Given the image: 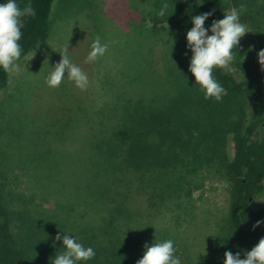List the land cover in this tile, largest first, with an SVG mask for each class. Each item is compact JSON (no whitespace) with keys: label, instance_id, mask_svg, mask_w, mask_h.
Listing matches in <instances>:
<instances>
[{"label":"rangeland","instance_id":"1","mask_svg":"<svg viewBox=\"0 0 264 264\" xmlns=\"http://www.w3.org/2000/svg\"><path fill=\"white\" fill-rule=\"evenodd\" d=\"M17 2L23 8L30 0ZM231 2L232 8L243 9L240 20L248 30L240 40L235 60L257 64L264 40L255 29V0ZM165 3L168 8L161 17L157 13ZM193 16L195 13L175 0H56L46 36L18 63V70L8 72V86L0 90L2 185L17 188L24 198L34 200L35 207L43 206L51 212L59 204L69 202L67 199L74 196L71 186L78 190L81 187L84 162L95 160L89 145H85L89 122H97V114L89 110L100 107V112L115 122L119 107L131 98L153 99L155 105H160L161 90L165 95L167 90L180 92L178 82L173 79L189 69L191 57L184 49ZM97 36L108 45V50L94 63L86 64L84 60ZM66 47L72 62L89 75L90 85L84 91L68 80L58 88H49L45 83ZM232 66L240 81L237 69ZM187 75L195 80L189 71ZM214 75L227 95L220 101L200 100V110L207 109L208 120L213 119L209 111L214 110L218 129L214 133L218 140H223L224 151L216 150L212 130L202 137L206 149L212 151L210 154L221 156L224 152L230 162L234 158L236 136L248 116L253 115V98L233 91L215 71ZM134 91H140L138 96ZM257 136L264 140V129ZM201 165L198 169L189 167L196 171L188 175L193 179L187 184L191 195L183 197L185 203L181 206L176 207L177 201L173 200L169 208L166 206L157 214L149 211L146 195L132 201L143 224L166 232L175 242L176 255L183 264H213L222 246H226L221 237L227 243L233 238L231 183L221 173ZM73 172L75 180L74 174L69 175ZM75 194L76 197V190ZM253 204L255 209L264 208V181L263 191ZM183 206L188 207L182 210ZM152 243L149 241L148 245ZM41 262L49 261L46 257Z\"/></svg>","mask_w":264,"mask_h":264},{"label":"trees","instance_id":"2","mask_svg":"<svg viewBox=\"0 0 264 264\" xmlns=\"http://www.w3.org/2000/svg\"><path fill=\"white\" fill-rule=\"evenodd\" d=\"M55 1L30 0L36 15L25 20L18 63L46 36ZM175 1L195 15L213 13L205 22L206 28L214 20L223 19L224 12L232 8L231 0ZM256 2L258 0H255V29L264 40V0L259 5ZM184 52L191 57L187 48ZM236 53L237 49L232 64L240 81L234 71L215 70L233 91L253 98V115L248 116L236 136L232 161H228L224 152L213 156L205 147L203 133L212 130L216 150L225 149L223 140H218L214 133L218 130L214 110L209 111L213 118L209 120L207 109L201 112L199 101L205 98L193 87L195 80L189 79L187 70L173 79L178 82L180 92L167 90L165 95L158 87L163 95V98L158 97L160 105H155L153 99L145 100L146 103L131 98L119 107L115 122L102 114L100 107L90 109L97 114V122H89L85 145H89L95 160L79 159L84 162L80 171L81 187L78 190L71 186L74 196L67 199L69 202L59 204L51 212L43 206L35 207L33 199L24 198L17 188L0 182V264H51L62 247V240L55 238L63 235V231L78 237L86 247L94 248L96 255L87 264H137L145 244L170 237L152 225L143 224L132 201L141 194L146 195L149 211L157 214L166 206L169 208L173 200L177 201L176 207L181 206L185 203L183 197L191 195L187 184L193 179L188 175L201 164L221 173L231 183L233 238L227 243L221 237V243L226 246H222L213 264H223L224 254L229 251L239 252L241 258H245V252L264 238V224L254 229L257 221H264V208L255 209L253 204L263 191L264 181V140L257 136L264 129V66L256 61L237 62ZM8 78V72L0 69V90L8 86ZM134 93L138 96L140 91ZM190 165L195 171L189 170ZM2 177L0 169V179ZM187 207L181 208L186 210ZM46 257L49 262L42 263V258Z\"/></svg>","mask_w":264,"mask_h":264},{"label":"clouds","instance_id":"3","mask_svg":"<svg viewBox=\"0 0 264 264\" xmlns=\"http://www.w3.org/2000/svg\"><path fill=\"white\" fill-rule=\"evenodd\" d=\"M168 8L163 4L157 15L163 17ZM243 9L231 8L224 12L223 19L214 20L210 27H205L213 13H202L191 17V27L186 33L187 49L191 52V60L188 71L194 76L196 87L203 93L205 99L222 100L227 95L226 89L219 83L214 71L222 69L227 72L234 71L232 62L234 50L238 49L240 40L248 33L247 26L240 20ZM36 10L29 2L21 8L17 0H0V69L7 72L18 70V61L22 55V29L27 17H34ZM108 50V45L102 43L97 36L90 45V50L84 63H94L103 57ZM69 48L66 47L60 53L61 60L51 67L46 77V85L49 88H58L63 81L73 82L81 91L90 85L89 75L84 69L72 62L69 56ZM259 63L264 66V50L259 53ZM67 74V75H65ZM12 81L9 80V84ZM264 224L257 221L254 229ZM56 241L62 240V247L56 256L51 259V264H87L94 259L96 252L93 247H86L79 238L70 232L63 231L58 234ZM175 242L172 239L156 241L151 245L145 244L142 258L137 264H183L181 258L175 254ZM245 258H241L239 252L233 254L225 252L223 264H264V238L250 251H246Z\"/></svg>","mask_w":264,"mask_h":264}]
</instances>
